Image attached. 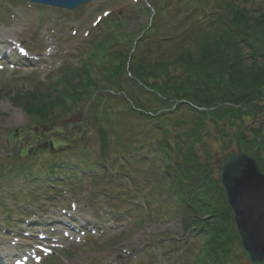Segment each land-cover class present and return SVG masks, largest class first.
<instances>
[{"label": "rangeland", "instance_id": "rangeland-1", "mask_svg": "<svg viewBox=\"0 0 264 264\" xmlns=\"http://www.w3.org/2000/svg\"><path fill=\"white\" fill-rule=\"evenodd\" d=\"M215 6V0H106L67 12L18 0H0V43H16L36 59L31 60L32 65L22 66L21 63L27 61L16 55L12 59L18 61V66L7 65L6 69L0 70V242L14 251L10 245L12 235L47 227L69 232L61 223L65 222L75 227L86 226L92 231L84 229V238H66L62 231L58 232L59 248L41 264H194L188 248H198L199 243L183 235L181 221L173 212L175 203L167 201L165 187L155 181L157 174H151V169L139 160L145 156L144 151H124L122 141L114 142L121 160L112 158L116 164H109L110 169L106 170L110 179L103 177L94 188L88 171L82 169L78 171L79 179L73 181L66 171L50 182L45 181L46 174L41 167L54 153L51 142L64 144L66 147L61 146L64 151L69 147L77 149L83 142L82 146L97 155L98 137L93 127L86 129L87 141H81L77 135V126H84L83 105L71 114L61 115L53 126L40 133L39 130L34 132L37 130L33 128L35 120L26 115L15 100L27 97L28 93L51 98L64 88L59 84L61 69L68 68L76 77L74 84H78L86 64L87 68H94L91 73L98 80V86H105V71H98V68H112L135 47L137 51L132 64L145 57L147 65L168 64L175 73L172 63L179 57L186 59L181 55L182 49L190 51L193 60L198 59L201 53L196 43L222 27V18H218L213 10ZM248 8L264 14V0H249ZM99 42H103L100 50L104 54L95 55L90 61L88 54ZM259 44V48L263 47ZM194 63L198 62L186 60L185 74L183 72V78L176 80L177 84L186 81L189 74L193 75ZM262 96L260 100L254 99L248 110H242L245 114L241 124L232 123L230 129L234 137L240 125L260 127L264 135ZM81 97L85 104L87 97ZM109 105L116 107L118 104L113 101ZM224 112L229 118L238 116L227 109ZM60 113V109L54 112ZM119 121L124 123L123 118ZM209 128L211 133H219L214 125ZM211 136L206 137L209 156L203 155L209 159L214 173L218 172L223 158L238 149L253 158L259 167L257 160L242 150L236 138H232L231 145V139ZM67 152L70 158L81 155L71 148ZM260 171L264 174V169ZM115 172L121 175L116 178ZM35 177L39 179H33ZM140 178L148 179L145 186L149 189L142 195L138 194L142 187ZM114 179L128 184L125 191H129L134 198L132 205L138 209L130 211L127 202L121 206L122 202L111 197L122 190L114 185ZM62 211L70 215H64ZM22 244L21 250L29 243L23 239Z\"/></svg>", "mask_w": 264, "mask_h": 264}, {"label": "trees", "instance_id": "trees-1", "mask_svg": "<svg viewBox=\"0 0 264 264\" xmlns=\"http://www.w3.org/2000/svg\"><path fill=\"white\" fill-rule=\"evenodd\" d=\"M242 1L243 4L240 0H215L213 10L222 18V27L196 43L201 56L194 58L195 61L190 58V51L182 49L181 55L186 59L179 57L172 63L175 73L168 64L147 65L145 57L132 64L135 47L112 68H98L105 71V86H98V80L91 73L94 68L89 69L86 64L78 84H74L76 77L70 70L63 68L59 84L64 88L51 98L28 93L27 97L15 100V104L35 120L33 128L37 130L34 132L39 130L40 133L53 126L61 115L71 114L82 105L88 107L87 128L93 127L98 137L97 155L80 142L77 149L69 147L79 151L80 157L70 158L67 156L69 148L64 151L61 148L66 147L64 144L52 142L54 153L41 167L46 174L45 181L50 182L65 171L73 181L79 179L78 171L82 169L88 171L94 188L103 177L110 179L106 170L109 171V164H116L113 159L121 160L114 142L122 141L124 151H144L145 156L139 160L151 169V174H157L155 181L165 187L167 201L175 203L173 212L181 221L183 235L199 243L198 248H188L194 264H249L225 202L218 172L214 173L209 159L203 155L210 152L207 139L212 138L211 135L215 139H231L232 145L234 134L230 126L233 122L241 124L245 114L242 110H248L254 99L260 100L264 95V14L249 9V0ZM259 43L263 47L259 48ZM102 44H95L88 54L90 61L104 54ZM187 59L198 63H194L193 75L189 74L186 81L177 84L176 80H181L185 74ZM186 84L193 87L185 88ZM84 95L88 99L85 104L81 97ZM113 101L119 106H110ZM59 109L61 113L54 114ZM224 109L238 116L229 118ZM179 113H182L180 117H172ZM213 125L221 134L211 133L209 127ZM76 132L81 141H87L86 130L77 126ZM234 138L263 171L262 129L240 125ZM118 172H115L116 178L121 175ZM28 173L31 176V171ZM147 180L140 178L139 195L149 189L145 186ZM112 181L122 190L111 197L122 202L121 206L127 202L130 211L138 209L133 207L134 198L129 191H125L128 184Z\"/></svg>", "mask_w": 264, "mask_h": 264}, {"label": "water", "instance_id": "water-1", "mask_svg": "<svg viewBox=\"0 0 264 264\" xmlns=\"http://www.w3.org/2000/svg\"><path fill=\"white\" fill-rule=\"evenodd\" d=\"M24 1L75 10L91 1L102 0ZM218 180L232 212L244 256L250 264H264V174L253 158L238 149L220 162Z\"/></svg>", "mask_w": 264, "mask_h": 264}]
</instances>
